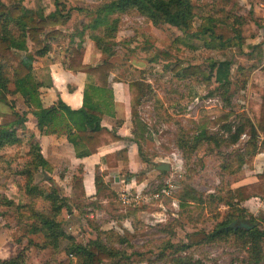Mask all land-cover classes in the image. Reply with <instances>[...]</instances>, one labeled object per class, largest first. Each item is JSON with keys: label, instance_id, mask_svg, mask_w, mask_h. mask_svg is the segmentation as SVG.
<instances>
[{"label": "trees", "instance_id": "trees-1", "mask_svg": "<svg viewBox=\"0 0 264 264\" xmlns=\"http://www.w3.org/2000/svg\"><path fill=\"white\" fill-rule=\"evenodd\" d=\"M26 0H0V103H9L8 96L18 95L25 108L19 112L10 103L12 119L0 123V155L12 147H20L24 137L19 131L26 129L28 114L35 118V127L40 134L63 131L67 141L73 146L75 156L83 158L97 152L100 147L120 140L114 130L103 126L101 121L104 114L114 116L113 90L107 86L108 71L99 70L97 65L83 62L84 47L81 43L68 49L65 67L72 73H84L86 84L83 89L81 107L73 109L60 98L49 107H44L40 98L42 83L37 79L34 62L37 58L46 56L53 48L55 40L63 35L62 29L71 19V10L66 0H54V9L45 12L44 8L32 9L25 6ZM194 0H105L94 10L74 7L87 15H93L86 28L90 34L102 29L101 35L95 36L96 46L105 54L104 62L114 55L104 40H114L117 33L120 15L124 13L138 14L149 20L153 25L168 24L180 32L162 54L169 57L181 48L194 49V40H199L208 49L224 50L237 47L241 52L248 38L252 37L250 24L246 17L226 10L225 0L214 2L213 13L199 16V22L194 25L197 16ZM89 34V35H90ZM71 43L74 41L70 37ZM251 51L246 53L248 60H253L252 52L257 51V63L264 72V59L261 44L249 46ZM231 59L210 62L209 71L198 66L183 69L186 76L201 77L208 84H216L211 94L219 93L226 103L230 102ZM107 67V66H106ZM99 70V71H98ZM253 67L243 69L239 78V89L257 92L260 101L249 99L247 105L237 114V123H224L217 132H210L205 127L194 136L193 146L190 147L184 139L179 140V147L192 150L200 141L206 144V149L213 152L221 147L233 148L238 144L243 134L247 136L240 150H231L224 155L216 151L220 158L219 174L235 175L240 172L245 162L264 148V86L259 88L249 83V75ZM249 83V84H248ZM129 109L132 122V141L137 153H141V143L147 133L146 123L139 117L138 107L149 90V84L143 79L127 82ZM25 151L26 161L16 170V176L21 178L26 202L15 206L19 218L26 222V234H40L43 241L41 248L59 250L62 242L66 245L62 251L67 256L55 264H124V253L119 249L106 245L102 240L105 233L99 226L88 219L87 223L96 232V237L86 242H78L71 234L65 233L59 225L58 216L62 208L70 205L82 210L86 204L82 179L73 176L72 197H61L58 191L51 188L46 192L35 183L34 175L42 172L45 176L51 167L44 159L39 143L32 133L28 137ZM119 160L126 159V149L105 155L102 159L107 167L117 166ZM143 162L147 160L142 159ZM81 173V168L78 170ZM164 173L165 171H160ZM136 183L145 180V173L128 174ZM51 179H49L50 181ZM95 187L97 192L106 190L101 177L96 174ZM187 188L186 196L193 193ZM226 195L216 197L211 193L212 201L221 203L226 209L217 212L220 216L214 227L209 230L200 229L190 233L186 242L179 245L168 242L174 247L173 252H181L203 242H228L244 250L246 261L250 264H263L264 261V218L250 214L243 202L250 198H258L264 202V169L257 175V181L251 184L239 185L226 189ZM113 195V192H111ZM114 196V195H113ZM188 197V196H187ZM194 198V197H193ZM191 199L181 198L180 208L187 207ZM12 204V202H8ZM40 204V205H39ZM200 204V203H198ZM128 213L121 217L127 216ZM215 215V217L217 216ZM120 217V218H121ZM235 221L233 226L231 222ZM247 224L248 228L239 226ZM127 242L125 238L119 239ZM72 257L73 259H71ZM0 264H24V253L0 259ZM45 264H51L49 262ZM173 264H202L198 260L178 257Z\"/></svg>", "mask_w": 264, "mask_h": 264}, {"label": "rangeland", "instance_id": "rangeland-1", "mask_svg": "<svg viewBox=\"0 0 264 264\" xmlns=\"http://www.w3.org/2000/svg\"><path fill=\"white\" fill-rule=\"evenodd\" d=\"M105 0H66L71 10V19L63 30L64 34L58 37L55 43L75 46L79 43L92 48L91 62L99 68L105 66V54L96 46V37L101 35L102 29L90 34L86 28L93 15H87L74 7L94 10ZM214 2L218 0H194L197 16L194 25L199 22V16L213 13ZM225 9L246 17L250 24L252 37L248 38L242 52L237 47L224 50L208 49L199 40H194V49L181 48L169 57L162 54L180 34L178 30L168 24L153 25L149 20L138 14L124 13L119 17L116 37L113 40H104L114 55L106 62V71L111 72L113 81L127 84L129 80L143 79L149 84V90L138 107L139 117L147 126L145 140L141 143V160L147 162L145 168L136 173L144 172L145 180L150 189H155L169 175L178 170L181 172L182 187L173 194V198H164L149 205L122 207L117 201L118 192L105 209H98V219L93 223L105 233L102 240L124 253V264H173V259L187 258L198 260L202 264H250L246 261L244 250L237 248L233 243L203 242L185 251L174 253V247L168 242L179 245L186 242L188 234L197 230H209L220 221L217 212L225 211V207L209 197L215 193L216 197H224L226 189L231 187L232 181L238 178L239 173L231 176L219 174L220 158L216 151L226 155L231 150H240L247 136L241 138L233 148L221 147L209 152L206 144L199 142L192 150L179 147V140L184 139L192 147V141L200 127H205L214 133L224 123H237V114L247 105L252 94L248 86L239 89V78L243 69L253 67L259 69L257 51L254 50L253 60L246 58L251 51L249 46L264 43V0H225ZM25 6L32 9L44 8L48 13L54 9V0H26ZM72 31L74 41L67 38ZM90 34V35H89ZM84 47V46H83ZM85 50V47H84ZM97 53H99L97 55ZM231 59L232 86L230 88V102L226 103L219 93L211 94L216 87L215 83L208 84L201 77L186 76L183 69L189 66H198L209 71L210 62ZM251 74L249 83L252 84ZM248 83V84H249ZM16 95L8 96L9 103L0 104V123L12 119L10 103L15 110L21 112L25 106ZM10 111V112H9ZM3 113V115H2ZM32 118L26 122V129L19 131L24 137L20 147H12L5 154L0 155V259L10 258L19 252L24 253V264H55L67 256L62 251L66 242H62L59 250L41 248L43 241L40 234H26V222L19 218L15 206L26 202L21 178L16 175L26 161V143L33 129ZM167 163L172 169L167 172L156 170L157 165ZM69 172L66 168L65 173ZM56 179L63 176L61 170L48 172ZM125 168L121 177L127 175ZM42 172L34 175L35 183L44 191L51 188L58 191L62 197L65 183L46 181ZM187 188L193 193L186 196ZM187 207L180 208L181 198L190 200ZM12 202V204H8ZM200 203V204H198ZM40 205V204H39ZM67 209L73 206L66 202ZM64 208V209H65ZM66 211V209H65ZM95 212V213H96ZM128 213L125 218L121 215ZM215 215H217L215 217ZM257 217V216H256ZM258 218V217H257ZM60 228L67 234H74L76 241L86 242L96 237L95 230L88 226L83 215L59 214ZM261 219V217H260ZM120 238L127 242L121 243ZM73 259L72 257H70ZM264 264V261H263Z\"/></svg>", "mask_w": 264, "mask_h": 264}, {"label": "crops", "instance_id": "crops-1", "mask_svg": "<svg viewBox=\"0 0 264 264\" xmlns=\"http://www.w3.org/2000/svg\"><path fill=\"white\" fill-rule=\"evenodd\" d=\"M62 32L64 34L65 31L62 29ZM69 32L71 33L67 39L70 41V37L72 36L74 40V32ZM55 42L53 43L52 50L46 56L37 58L34 62L35 75L42 83L40 88L41 102L44 107H49L60 98L69 107L73 109L79 108L83 102L82 93L86 84V75L80 72L74 74L66 69L65 62L67 61L68 49L71 45H60ZM83 46L85 47L83 62L93 64L91 62L93 58V49L91 48L89 51V48H87L88 40ZM261 48L263 50L264 59V43L261 44ZM98 54L99 53H97V55ZM95 64L96 63L93 65ZM105 67L106 64L99 70L106 71ZM108 73L107 86H110L113 90L114 116L104 114L101 123L108 129L114 130L120 137V140L100 147L96 153L83 158H77L73 146L67 141L62 130L57 127L58 132L56 133L40 134L35 127V118L31 114H28V118L31 117L33 120V129H31V133L35 135L41 153L51 167L48 172L54 173L57 170H61V173H63V176L58 179H56L53 174L45 176L44 179L46 181H49V179L57 182L59 181L61 184L65 183V190L62 197L66 198L72 197L73 176L78 175L82 179L85 193L84 202L86 206L82 210H78L74 207L69 210L64 207L66 209L65 211V209L62 208L61 214L64 212L67 217H70L71 214L78 213L83 215V219L86 218V220H88L95 218L97 220L99 212L97 213L96 210L100 208L105 209L108 206L112 200L110 197L114 195V193L112 195L111 192L124 191L125 189H139L147 185L146 182L138 184L132 178L129 180L127 176L128 174L136 173L145 168V164L142 162L137 153L136 145L132 141L133 126L130 116L127 84L113 81V79H111V72ZM251 80L253 85L262 88L264 86V72L260 70V68L255 70V72L251 74ZM249 91L252 94L250 98L259 102V94L253 90ZM15 98L20 97L16 95ZM0 118H2L1 114ZM122 149H126V159L119 160V158H117V166L107 167V165L103 163L102 159L105 155L118 152ZM7 150L5 152H7ZM66 168H68L71 173H65ZM80 168L81 173L79 174L78 170ZM124 168L128 174L121 177V172ZM263 169L264 148L245 162L239 172L238 178L232 181L231 188L256 182L257 175L260 174ZM48 172H46V174ZM96 174L101 177L106 190L97 192L94 181ZM67 203H69L68 200ZM243 206L253 216L264 218V202L258 198L246 200L243 202ZM125 217L121 218L123 219ZM72 235L74 234L72 233Z\"/></svg>", "mask_w": 264, "mask_h": 264}, {"label": "built area", "instance_id": "built-area-1", "mask_svg": "<svg viewBox=\"0 0 264 264\" xmlns=\"http://www.w3.org/2000/svg\"><path fill=\"white\" fill-rule=\"evenodd\" d=\"M245 136L246 135L243 134L241 138ZM169 166V170H171L172 166ZM182 175L181 172L176 170L173 174H169L163 180V183L155 189H150L148 185H145L139 189H125L124 191H119L117 192V201L122 207H135L139 205H149L164 198L172 199L173 194L182 188L180 186Z\"/></svg>", "mask_w": 264, "mask_h": 264}, {"label": "water", "instance_id": "water-1", "mask_svg": "<svg viewBox=\"0 0 264 264\" xmlns=\"http://www.w3.org/2000/svg\"><path fill=\"white\" fill-rule=\"evenodd\" d=\"M169 168H170V166H169V164H167V163H161V164H159V165L156 167V169H157L158 171H165V172H167V171L169 170ZM234 224H235V221L231 222L230 226H233ZM239 226H242V227L248 228L247 224H245V223H240Z\"/></svg>", "mask_w": 264, "mask_h": 264}]
</instances>
